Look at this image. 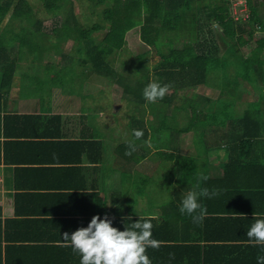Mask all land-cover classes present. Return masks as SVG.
I'll list each match as a JSON object with an SVG mask.
<instances>
[{"label": "crops", "instance_id": "crops-1", "mask_svg": "<svg viewBox=\"0 0 264 264\" xmlns=\"http://www.w3.org/2000/svg\"><path fill=\"white\" fill-rule=\"evenodd\" d=\"M247 4L240 3V9L245 11ZM263 83L258 80L255 88L244 84L234 102L237 115L251 103L257 110L258 121L250 124L254 136L245 138L244 146L199 153L193 129L182 131L189 122L177 125L172 150L196 155L199 179L208 177V183L201 188L196 184L194 190L218 193L211 199L200 197L206 209L201 224L181 214L189 191L176 174L167 187L169 198H147L155 193L158 165L153 160L167 161L162 168L172 163L155 146L146 149L145 142V150L136 146L131 155H125L129 149L122 152V143L135 140L133 131L144 123L112 125L104 106L93 104L95 92L64 94L51 88L47 95L21 93L15 84L0 111V264H80V255L63 246L62 236L87 227L96 215H107L121 231L140 218H151L152 238L161 242L158 249L146 250L151 264H258L264 247L249 244L246 233L256 219L264 218ZM213 89L215 95L194 96L200 109L217 102L222 89ZM8 114L17 117L9 119ZM110 126L113 130L107 131ZM143 133L141 139L150 138L153 144L150 131Z\"/></svg>", "mask_w": 264, "mask_h": 264}, {"label": "trees", "instance_id": "trees-1", "mask_svg": "<svg viewBox=\"0 0 264 264\" xmlns=\"http://www.w3.org/2000/svg\"><path fill=\"white\" fill-rule=\"evenodd\" d=\"M37 1L39 5L31 0H0V111L15 84L19 83L21 93L36 91L39 84L49 92L50 83L64 88L66 76L72 71L78 75H70L68 85L79 76L84 95L93 96L94 89L104 92L96 80L92 81L91 77L98 75L109 84H118L123 94H133L142 104L149 103L143 96L149 83L169 85L174 93L149 103L148 127L138 117L131 121L135 125L144 123L135 130L150 131L153 146L159 153L168 154L177 182L188 191L208 182L199 179L196 155L172 150L180 117L189 122L182 131L193 129L199 153L232 151L231 147L244 146L245 138L254 136L250 124L258 118L253 103L237 115L234 102L241 98L244 84L255 88L258 80H264V1L247 0L246 17L233 15L230 0ZM77 2L83 5L81 13L76 10ZM47 18L53 19L51 26ZM137 26L142 40L160 56L154 66L148 62L151 49L134 54L126 48V33ZM103 29V34L97 36ZM238 36L247 38L238 40ZM57 56L62 59L59 64ZM231 59L238 63L233 64ZM46 62L50 64L44 68ZM81 65L84 70L79 75L77 68ZM42 70L47 73L45 79L38 75ZM199 84L219 85L222 91L218 104L214 101V107L200 109L201 103L194 98L181 101L183 96L177 93L181 88ZM72 89L79 94L83 91L76 86ZM8 115L9 119L17 117ZM143 142L135 140L136 146L145 150ZM127 146L128 142L122 143V152Z\"/></svg>", "mask_w": 264, "mask_h": 264}, {"label": "clouds", "instance_id": "clouds-1", "mask_svg": "<svg viewBox=\"0 0 264 264\" xmlns=\"http://www.w3.org/2000/svg\"><path fill=\"white\" fill-rule=\"evenodd\" d=\"M169 88V85L151 82L143 89V96L147 102L155 103L166 96ZM143 135L141 130L133 131L135 140H140ZM135 140L128 141L129 150L125 155H131L136 150ZM145 143L147 147L154 148L150 138ZM202 179L207 180L208 177L203 176ZM217 194L207 188L200 192H187L181 201V214L187 213L193 223L201 224L206 209L199 203L200 197L211 199ZM152 228L151 218L143 219V222L140 218L139 222L132 223L130 227L126 225L125 230L121 231L112 226V220L107 215L103 219L96 215L87 227H81L71 235L65 232L62 236L63 246L71 247L73 252L80 255V264H151L146 250L158 249L161 244L152 238ZM246 235L249 244L264 247V218L256 219ZM257 260L258 264H264V256H259Z\"/></svg>", "mask_w": 264, "mask_h": 264}, {"label": "rangeland", "instance_id": "rangeland-1", "mask_svg": "<svg viewBox=\"0 0 264 264\" xmlns=\"http://www.w3.org/2000/svg\"><path fill=\"white\" fill-rule=\"evenodd\" d=\"M31 2H37V5H39L38 3H40L37 0H31ZM230 6L232 9V13L235 17L238 16H245V11H243L242 9H240V3L237 4L236 2H234V0H230ZM40 7V6H39ZM76 10L78 12L81 13V11L83 12V5H81V3L77 2L76 3ZM237 10V11H235ZM48 20L46 21L47 25H52L53 24V19L52 18H47ZM95 19H97V16H95ZM220 30L221 27H219ZM219 29H217V31H219ZM105 29L101 30L99 33H97V36H101L103 34ZM219 35V34H218ZM239 37V36H238ZM219 39V38H218ZM246 39L245 36H240L238 40H244ZM221 42V40H219ZM182 42L177 41L176 44L177 45H181ZM222 46H224V43H222ZM126 48L128 51L133 52L134 54H137L139 52H143L146 49H151L150 46L147 45L146 42H144L141 38L140 35V27H134L132 29H130L127 33H126ZM152 52L149 53V57H148V62L154 66V64L156 63V61L160 58L159 55H157L156 50L154 48L151 49ZM235 59V58H233ZM232 60V59H231ZM38 61V59L35 60V62ZM233 64L238 63V61L236 60H232ZM56 62L59 64L62 62L61 56H57V60ZM50 64V62H46L43 63V67L47 68L48 65ZM231 67H234L233 65ZM230 67V68H231ZM83 69L84 70V66L81 65L80 68H77V71L79 72L80 75V70ZM33 74H36L35 72H31ZM78 75L76 72H71L67 75L66 77H68V81L70 78V75ZM40 79L44 78L45 76H47V73L45 71H41L39 74ZM61 76L64 74H60ZM96 76V77H95ZM92 78V81L96 80L98 82L99 85H101V87L104 88V92L101 93L98 90L94 89L93 91L98 94V96L95 95L96 100L93 102V104H95L98 108H101L104 106L105 108V114H106V121H110L112 125L115 124V122L120 123L118 126L122 127L124 125H127V120L133 119V121L137 120V117L139 119H143V121L146 122L147 117H148V113L150 114L149 111H151V104L146 103V104H142L139 102H136V98L134 97V99H126L129 94H123V89L121 86H119L116 83L113 84H109L106 80L105 77L103 76H98L95 75ZM31 77V76H30ZM79 76H77L75 78V82H73V84H69L68 85V81L66 80V84L65 87H59L55 84H51L50 83V87L51 88H55L56 93H58V91H61L64 94H68V93H72L71 90H73L72 88L75 89V86L78 87L81 91L83 90L81 88V81L78 79ZM246 81V80H243ZM244 84V82H243ZM73 86V87H71ZM43 85L38 86V92L39 93H44L45 95H47L49 92L44 91L46 89H44L45 87H43ZM243 87H245L243 85ZM242 87V88H243ZM94 88V87H91ZM31 91L35 89H30ZM168 93H174V88H169ZM180 96H183L181 98V101L185 98H194L195 95H200V96H211V95H215L216 90L213 89V86H209V85H205V84H199L197 87L194 86H189L186 89L185 88H181L178 92H177ZM76 94V93H75ZM124 95V96H123ZM91 101V100H90ZM89 101V102H90ZM132 101V102H131ZM88 102V100L86 101ZM235 102H237V100H235ZM180 103V101L178 102ZM208 105H211V103H209ZM180 120H185L184 118L180 117ZM180 120L177 121V124H180ZM132 121V124H134V122ZM108 125V124H107ZM130 125H128L126 128H124L125 130H129ZM111 127V126H110ZM125 127V126H124ZM123 129V130H124ZM107 131H111L113 130V126L111 128H106ZM122 130V131H123ZM187 139H190V135H188L186 137ZM159 140V139H158ZM157 139H155V141H158ZM160 141V140H159ZM154 164H156L157 167V171H154V176L153 177V189L155 190V193L152 196H147V198L152 199V198H156L154 200H159V198H169L171 192L168 191V186H172L175 182L171 181V177L172 175H175V170L173 169V167H167V168H162V164L167 163V161L165 160H161V159H157L155 158L153 160ZM147 193V192H146Z\"/></svg>", "mask_w": 264, "mask_h": 264}, {"label": "built area", "instance_id": "built-area-1", "mask_svg": "<svg viewBox=\"0 0 264 264\" xmlns=\"http://www.w3.org/2000/svg\"><path fill=\"white\" fill-rule=\"evenodd\" d=\"M262 1H264V0H262ZM238 2H239V3H244V4H246L247 1H246V0H239ZM244 10H245V17H246V16H248V12H247V11H248V7L245 8ZM235 11H237V10H235ZM238 17H239V16H238Z\"/></svg>", "mask_w": 264, "mask_h": 264}]
</instances>
